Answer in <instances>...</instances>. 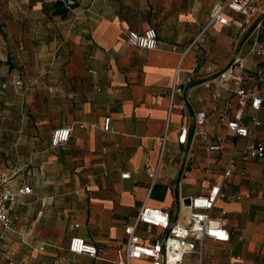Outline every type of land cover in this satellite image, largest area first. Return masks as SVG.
<instances>
[{"label":"crops","instance_id":"1","mask_svg":"<svg viewBox=\"0 0 264 264\" xmlns=\"http://www.w3.org/2000/svg\"><path fill=\"white\" fill-rule=\"evenodd\" d=\"M77 1L71 15L57 19L42 0H9L19 17L0 26L2 113L15 104L5 93H20L19 103L25 101L31 113L28 133L0 146L1 172L28 173L17 183L8 175V187H31L9 205L10 228L0 229V264L6 257L8 264H115L141 204L167 210L174 219L181 198L206 193L221 180L230 156L232 172L212 211L224 212L230 240L204 239L201 264H264V157L243 159L248 141L264 146V112L246 107L250 136L229 137L210 107L229 103L233 113V85L204 86L235 57L249 71L264 66V56L251 51L256 37L264 44V26L229 9L223 12L227 24H207L223 0ZM41 23L50 29L34 40L37 47L33 42L27 54L11 52L14 42L25 41L27 28ZM148 27L157 33L155 49L127 43V31ZM13 60L26 68L14 69ZM174 85L179 91L171 95ZM244 86L264 90L256 79ZM214 93L219 96L212 101ZM199 109L209 110L208 141L193 135ZM64 125L74 126L69 140L51 147L52 130ZM40 126L44 135L38 137ZM183 127L188 137L179 143ZM216 135L225 138L223 147L208 150ZM124 172L130 176L121 178ZM137 234L151 241L163 231L139 226ZM72 236L96 245L98 256L70 253ZM182 264H198V258L187 254Z\"/></svg>","mask_w":264,"mask_h":264},{"label":"built area","instance_id":"2","mask_svg":"<svg viewBox=\"0 0 264 264\" xmlns=\"http://www.w3.org/2000/svg\"><path fill=\"white\" fill-rule=\"evenodd\" d=\"M225 9L238 12L248 20L257 19V27L262 26L264 18V0H223L214 8V12L207 24L217 21L220 24H227V18L223 15ZM126 41L129 45L152 50L157 47V33L155 28L148 27L141 32L129 30L126 33ZM251 51L256 56H264V44L256 37ZM256 79L264 87V66H259L253 71L245 68L243 58L235 57L225 68L213 72L210 80L204 82L205 87L216 83L221 87L232 83L233 92L237 98V108L231 113V106L225 103L222 108L217 109L211 106V113L217 117V122L222 126L227 136L233 138H248L249 128L243 120L246 107L253 111L264 112V90L252 91L244 86V83ZM20 81H16L19 84ZM179 89L174 85L171 89L173 95ZM218 94H211L210 100L218 98ZM209 110L199 109L194 117V136L208 141L209 132L206 129ZM254 125H259L257 118L252 117ZM82 126V125H79ZM73 125L56 127L50 134V146L55 148L64 145L70 138ZM103 130H110V119L104 120ZM188 137L187 128L179 130L178 142L185 143ZM225 138L214 136L208 142V150L219 151ZM264 157V146L261 142L248 141L243 151V159ZM234 164L230 156L224 166L221 180L214 182L206 193L181 198L178 212L174 219L167 210L152 208L145 203L139 207L134 220L126 227V236L123 244L116 250L115 264H182L185 255L195 254L198 264H201L202 241L206 238L218 243H225L230 240V234L225 226L221 212L219 216L212 213L216 200L221 196V188L227 177L232 172ZM157 175L156 171L150 172L153 180ZM130 172L120 174L121 178H128ZM10 176L0 171V229L7 230L11 225L9 205L16 203L19 196L31 193V187L22 184L16 189H10L7 185ZM139 226H145L148 231L152 228H159L163 231L160 238L145 241L137 234ZM1 237V235H0ZM43 249V245L40 246ZM67 250L73 254H86L91 257L98 256L96 245L85 242L79 236L70 237Z\"/></svg>","mask_w":264,"mask_h":264},{"label":"rangeland","instance_id":"3","mask_svg":"<svg viewBox=\"0 0 264 264\" xmlns=\"http://www.w3.org/2000/svg\"><path fill=\"white\" fill-rule=\"evenodd\" d=\"M42 1L44 5V10H47L49 13L55 12L57 19H59L60 17L66 18L67 15L69 14L71 15L70 9H72L76 5H79L77 0H72V2H68V0H46V1L42 0ZM8 6H9V0H0V26L4 24L6 21H10L15 17L16 18L19 17L18 13L11 11ZM47 17H49L48 14H46L44 18ZM56 26H57L56 27L57 33H59L62 28L59 25ZM40 27L41 28H38V26L36 25L33 29L27 28L25 30V33H27L28 36L24 35L26 36L25 41H21V44H18L19 41L14 42L16 46L13 43L11 52L15 53L18 51L19 52L24 51L26 52L24 54L29 53L31 48L28 49L29 51H27L26 46L27 45L30 46V44L33 43L34 40H38V38L44 37L45 36L44 31L45 30L48 31L50 29L48 27L46 28L43 23H41ZM1 33H4L2 29H0V35ZM34 43L37 47V42ZM10 64H12V67L16 70L26 68L24 67L23 62L17 60H13L12 62H10ZM5 95L9 97V100H13L15 104L11 106L12 107L11 109H8L9 111L8 114L6 113V110H4L5 111L4 113H2L3 106L0 107V146L4 144H11L19 136L26 135L28 133L27 129L30 127L29 116L31 113L28 114L25 101L19 103L22 97L20 93H5ZM5 107L8 108L9 106H5ZM35 135L38 137L44 135L42 126L36 129ZM8 175L11 176V183H17V182H25V178L28 175V173L19 171L17 173H9ZM4 255L5 253L4 251H2L0 253V256H4ZM3 261H4L3 264L10 263V257L4 258Z\"/></svg>","mask_w":264,"mask_h":264},{"label":"water","instance_id":"4","mask_svg":"<svg viewBox=\"0 0 264 264\" xmlns=\"http://www.w3.org/2000/svg\"><path fill=\"white\" fill-rule=\"evenodd\" d=\"M68 2H72V0H68ZM261 25L264 26V18L262 19Z\"/></svg>","mask_w":264,"mask_h":264}]
</instances>
